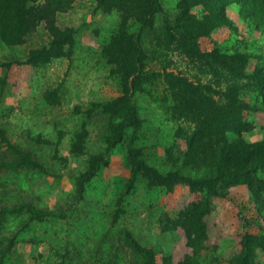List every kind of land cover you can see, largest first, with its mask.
<instances>
[{
  "label": "rangeland",
  "instance_id": "rangeland-1",
  "mask_svg": "<svg viewBox=\"0 0 264 264\" xmlns=\"http://www.w3.org/2000/svg\"><path fill=\"white\" fill-rule=\"evenodd\" d=\"M159 1L163 12L155 28L161 31L173 23L178 0ZM192 13L200 17L201 7ZM225 14L227 24L200 38V50L246 54L248 75L264 68V23L258 15L246 16L238 3ZM119 20L117 12L105 13L94 0L75 2L56 16L58 27L75 30L72 56L38 67L24 62L30 50L48 44L43 24L21 45L0 39V264H178L187 256L198 264H232L246 234L264 236V193L257 199L247 186L211 199L200 250L175 225L179 213L204 194L185 185L150 186L141 176L126 193L132 148L163 174L178 171L199 179L206 172L183 166L193 127L174 116L162 77L131 98L139 129H125L124 141L109 146L110 123L120 119L113 122L102 107L121 95V83L102 50ZM135 26L131 21L130 30ZM145 35L143 45L153 52L148 58L156 59L148 65L154 75L167 68L193 82H216L206 65L158 54ZM241 97L252 108L244 113L252 129L243 138L264 140L263 98L252 88ZM94 162L102 165L81 193L79 183ZM258 177L264 181V170ZM255 262L264 264L263 250L256 249Z\"/></svg>",
  "mask_w": 264,
  "mask_h": 264
},
{
  "label": "trees",
  "instance_id": "trees-1",
  "mask_svg": "<svg viewBox=\"0 0 264 264\" xmlns=\"http://www.w3.org/2000/svg\"><path fill=\"white\" fill-rule=\"evenodd\" d=\"M77 1L81 0H0V39L8 46L21 45L43 24L49 34V42L30 50L24 63L38 67L58 58H70L75 30L58 27L56 16L69 10ZM94 1L97 8L105 13L117 12L120 19L117 32L102 50L111 66V74L119 77L121 83V95L102 107L110 120L120 119L118 124L110 123L114 137L108 138L109 146L114 147L124 141L125 129H139L141 122L131 98L136 93H143L146 85L162 77L174 104V116L193 127L191 136L186 139L183 166L206 172L199 179L184 178L178 171L163 174L148 166L140 151L132 148L127 154L131 176L126 193L141 176L150 186L171 190L175 185H185L193 193L204 194L203 198L179 213L175 225L182 228L186 237L200 250L207 240L204 218L212 198L225 197L230 188L242 185L247 186L257 199L264 193V181L258 177V172L264 170V140L247 142L243 138V134L252 129L244 113L252 108L241 97L243 92L252 88L264 101V68L255 69L248 75L246 54L237 52L230 55L218 50L205 54L200 50L199 39L227 24L225 12L234 3L241 6L246 16L254 18L258 15L264 23V0H178L173 23L165 25L161 31L155 28L156 16L163 12L159 0ZM195 7H201L200 17L192 13ZM131 21L137 23L134 30L129 28ZM145 34L151 37L158 54L162 50L166 56L175 53L190 64L206 65L216 82H193L185 74L167 68L162 75H154L148 70V65L156 59L148 58L153 52L143 45ZM50 93L55 94L56 89L48 90ZM87 113L91 116V111ZM230 134H234L236 139L230 140ZM98 165L102 163L94 162L93 170L83 176L84 181L79 183L81 193L98 171ZM241 245L240 253L231 263L258 264L255 251H264V236L246 234ZM178 264L198 262H192L187 256Z\"/></svg>",
  "mask_w": 264,
  "mask_h": 264
},
{
  "label": "crops",
  "instance_id": "crops-1",
  "mask_svg": "<svg viewBox=\"0 0 264 264\" xmlns=\"http://www.w3.org/2000/svg\"><path fill=\"white\" fill-rule=\"evenodd\" d=\"M58 85V84H57ZM57 85L56 86H54L55 88L57 87ZM51 89H53V87L51 88Z\"/></svg>",
  "mask_w": 264,
  "mask_h": 264
}]
</instances>
